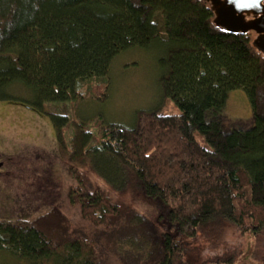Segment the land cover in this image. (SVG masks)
Listing matches in <instances>:
<instances>
[{"label": "trees", "instance_id": "obj_1", "mask_svg": "<svg viewBox=\"0 0 264 264\" xmlns=\"http://www.w3.org/2000/svg\"><path fill=\"white\" fill-rule=\"evenodd\" d=\"M254 39L217 29L202 0H0V104L51 118L60 159L79 184L70 199L105 229L102 249L120 264H203L195 246L209 227H264V55ZM154 44L165 52L163 96L181 113L141 111L131 128L99 122L97 142L75 122L68 148L70 118L47 105L85 100L84 87L105 102L114 61ZM19 88L29 94L18 96ZM238 90L253 119L230 130L225 110ZM81 168L149 205L163 231L101 190L83 193ZM62 220L0 221V249L27 264H111L96 241L74 237ZM251 256L237 262L254 264Z\"/></svg>", "mask_w": 264, "mask_h": 264}, {"label": "rangeland", "instance_id": "obj_2", "mask_svg": "<svg viewBox=\"0 0 264 264\" xmlns=\"http://www.w3.org/2000/svg\"><path fill=\"white\" fill-rule=\"evenodd\" d=\"M164 56V49L158 44L120 55L114 61L107 79L109 90L105 102L92 100L93 91L84 87L81 92L85 93V100L47 105L48 111L70 118V125L64 130L67 147L70 148L74 130L72 124L75 122L85 124L93 134L94 142H97L102 136L99 122L131 128L135 126L137 114L141 111L179 115V108L163 96L160 81ZM15 91L18 96L29 94L22 88ZM95 94L100 95L98 92ZM225 116L230 130L251 126L252 105L243 91L230 94ZM78 174L83 181V193L101 190L113 201L131 208V212L151 219L160 233L163 231L164 228L158 223L159 217L155 220L153 215H149L152 213L149 205L134 201L127 193L111 192L87 168L79 169ZM78 185L76 176L69 172L66 160L60 159L51 118L22 106L0 104V221L32 222L46 217L52 220L59 215L74 237L96 241L102 249L104 242L99 236L105 229L85 219L80 203H73L70 199L71 190ZM225 224L219 222L199 236L195 247L203 264H239L237 260L249 251L252 252L251 262L262 264L264 227L254 234ZM102 250L105 254L108 252L106 260L109 263L125 262L109 249ZM0 264L27 263L5 248L0 249Z\"/></svg>", "mask_w": 264, "mask_h": 264}, {"label": "water", "instance_id": "obj_3", "mask_svg": "<svg viewBox=\"0 0 264 264\" xmlns=\"http://www.w3.org/2000/svg\"><path fill=\"white\" fill-rule=\"evenodd\" d=\"M214 16V25L231 35L255 34L254 47L264 55V0H202Z\"/></svg>", "mask_w": 264, "mask_h": 264}]
</instances>
